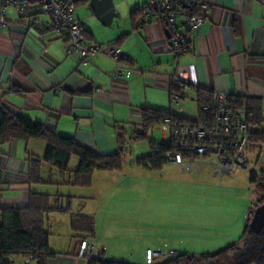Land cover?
<instances>
[{
	"label": "crops",
	"instance_id": "1",
	"mask_svg": "<svg viewBox=\"0 0 264 264\" xmlns=\"http://www.w3.org/2000/svg\"><path fill=\"white\" fill-rule=\"evenodd\" d=\"M204 1L207 7L201 11L203 21L188 32V50L179 58L165 49V30L160 24L151 22L142 27L135 26V10L140 5L134 6L124 26L110 34L108 31L103 32L93 17L86 15L87 8L91 10L87 0L77 3L75 11L79 5H84L85 16L78 9L76 15L83 30V42L117 45L126 55L127 64L133 72L129 80L115 77L116 63L106 56L89 55L83 63L78 53H66L67 40L51 29L47 15L37 14L35 28H29L22 15L14 8L7 7L6 27L0 29V102L13 115L25 116L43 124L48 130L71 136L100 155L118 151L123 147L125 138L139 141L134 131L141 126V108L170 110L185 119L196 120L198 92L194 85L208 91H222L232 97H246L260 107L264 119V0ZM182 28L187 31V24L182 23ZM179 69L186 71L189 83L181 88L182 96L178 103H174L170 100L168 77ZM191 103L196 106V118H192L195 111L190 109ZM161 127L160 138L163 141L165 129ZM158 128L155 126L150 131L153 133ZM260 129L264 130V122L260 124ZM45 147L43 141L36 139L0 142L1 208L23 207L27 205L30 192L44 193L40 191L44 188L40 186L41 183H29L26 157L27 153L42 157ZM257 147L252 144L248 152L254 167L264 161ZM135 159L128 165L124 161L119 170L93 172L91 185L81 187L85 188V192H90L89 202H86V196L81 197L80 192L68 189L81 198L76 213L83 212L93 217L95 228L92 238L105 256L108 255L109 247L116 249V241L124 238L117 236L121 234V228L130 231L132 228L129 226L147 227L155 221L163 223V212L158 215L151 210V205H147V211L135 205L136 197L139 196L136 182L141 176V168L163 172L167 166L174 167L175 163L169 161L160 169H148L136 164ZM204 166L202 171L212 174L210 167ZM44 168H50L48 178H59L60 173H55L48 163L42 164V170ZM183 172L191 174L193 171ZM41 179H44L42 171ZM95 183L97 188L94 192L90 187L95 186ZM248 185L251 187L249 181ZM126 197L131 198L132 205L129 208L122 200ZM93 200L95 205H92ZM49 202L52 204L50 208L56 210L60 199L51 196ZM249 207L244 208L240 215L231 210L226 215L212 216L217 218V223L221 219L228 222L230 236L223 237L222 241L193 245L189 249L204 250L201 253L213 252L234 242L237 236L231 235L240 236ZM80 238L76 237L70 257L55 255L47 260V264H82L75 257ZM132 238L133 241L136 239ZM188 239L194 240L193 237ZM179 240L175 237L157 238L156 242H168L170 246L147 245L134 258L139 259L137 263H143L147 249L180 251L179 244L183 243ZM127 247L133 252L134 248L128 242ZM56 257L60 261H53ZM25 260L28 263L33 259L25 257Z\"/></svg>",
	"mask_w": 264,
	"mask_h": 264
},
{
	"label": "trees",
	"instance_id": "2",
	"mask_svg": "<svg viewBox=\"0 0 264 264\" xmlns=\"http://www.w3.org/2000/svg\"><path fill=\"white\" fill-rule=\"evenodd\" d=\"M142 5L135 10L137 16ZM187 43L189 44V40ZM184 85L180 81L172 80L168 86L170 95L176 93L180 99L182 96L181 88ZM194 89L198 92V118L196 120L185 119L170 110L162 111L144 107L140 109L141 126L134 131L136 139H147L149 131L155 126L165 125L170 129L179 122L213 124L215 119L211 92L198 85ZM205 96L206 99H204ZM229 100L233 110L245 109L247 122L256 129L250 136L251 144L262 147L264 145V130L260 129V124L264 122V119H262L260 107L254 105L246 97L229 95ZM203 105H207L208 108L203 109ZM165 119L168 121L165 122ZM118 138L122 142L119 136ZM9 139L25 142L29 139H36L46 144L42 157H33L27 153V177L30 184L41 182L40 167L42 162L50 164L64 174L67 172L71 157H77L78 165L73 171L74 184L87 186L91 183L92 174L95 170H119L125 161V153L121 145L118 151L109 155H100L81 145L71 136H63L48 130L43 124L32 121L25 116L13 115L0 102V142ZM147 140L150 153L143 157H137L135 162L148 169L162 168L169 162L165 153L178 150L171 138L168 141L158 143ZM156 146L158 147L157 151L154 150ZM248 181L254 191L255 199L246 213V222L237 241L216 251L200 254L171 250L175 252L173 255L154 257L151 264H264V228L255 233L249 227L253 210L255 207L264 204V168L259 171H250ZM67 207V209L58 207L56 210L70 214V228L76 237H81L80 239L92 238L95 228L93 217L84 213L71 212L69 205ZM51 210L49 197L33 192L29 193L27 205L23 207H0V264H12L10 257L14 255L32 258L37 264H47L48 259L55 257L56 254L49 248V235L43 222V215ZM75 257H77L76 254ZM86 261V264H134L107 259L103 250H99L97 258ZM136 264L146 263L144 261Z\"/></svg>",
	"mask_w": 264,
	"mask_h": 264
},
{
	"label": "rangeland",
	"instance_id": "3",
	"mask_svg": "<svg viewBox=\"0 0 264 264\" xmlns=\"http://www.w3.org/2000/svg\"><path fill=\"white\" fill-rule=\"evenodd\" d=\"M144 1L112 0L113 8L117 13V16L114 17L110 26H103L94 16L92 11L88 10V8L86 10V15L90 16V18L93 17L95 19L94 21L99 23V27L103 32L108 31L111 34L117 31L118 28L124 26L123 23L125 22L126 17L130 14L131 10ZM83 7L84 5H79L77 9L81 11L82 16H85ZM77 9L75 11V16L77 15ZM97 35L101 34L97 33ZM189 106L190 109L192 108L193 111H195L192 118H196V106L193 103ZM161 129L162 127L159 126V128L153 133L151 130L148 133L147 139L153 140L156 143L161 142ZM164 129L165 136L163 135V141L169 140V129L165 125L163 126V130ZM147 139L139 141L129 140V138L124 139L125 142L123 143L122 149L125 153L126 165H128L130 161H133L135 157H143L150 153ZM42 164H45V162H42L40 167L41 182L36 183H41L40 186L44 187L40 189V191L44 193L40 194L47 195L49 199L51 196H57V198L60 199L58 206L67 209V205H69L70 211L74 213L77 212L76 210L81 204L79 201L81 198H77L78 196L73 194V190L74 192H80L81 197L86 196V202L91 200L90 192H85V188H81L89 187L91 183L87 186H78L74 184L73 171L78 165L77 157H71L68 163L67 172L64 174H61L56 168L48 164L52 167L55 173H60L61 176L59 175L58 179L48 178V176H50V168H47V170L44 168L42 170ZM262 166H264V161L258 163V166L255 167L254 170L259 171L260 169L258 167L262 168ZM167 167V170H163V172H160L159 170H145L144 168H141V176L136 182L139 187L137 191L139 196L136 197L137 199L134 202L135 205L143 207L146 211L148 210L146 208L147 205H151L150 208H152L151 210L154 213L159 215L160 212H163V223L155 221L152 225L147 227L143 225L140 227L138 225L133 227L129 226V228H132L130 231H124L126 229L121 228V234L118 233L117 236L124 238L119 240L117 237L118 240L115 245L116 249L109 247L108 252L106 251L108 255L105 257L107 259L136 264L139 262V259L134 257L140 249L144 251L145 246H155V244H159L158 247L167 248L170 246L167 244L168 242L158 243L156 242V239L169 237L181 239L179 241L183 244H179V246H181L180 252L200 254L204 250L189 249V247L193 245L198 246V244L202 245L201 243H210L215 240L222 241L223 237L228 238L230 236L228 235V222L226 223L222 221L223 219H221L217 223V218H211L212 216L226 215L231 210L240 215L243 213L244 208L248 209V207L251 206L250 204L254 201L255 194L248 185L247 180L250 168L240 169L238 172L233 173L230 176H224L219 180L212 176L211 173L208 174L202 170L200 172L193 171L190 174L187 172L182 173L179 170L181 172L180 173L178 171V166L175 164L174 167ZM204 167L207 166L205 165ZM210 169L212 172V168ZM41 171L44 179H41ZM96 172L97 171L95 170L94 173ZM145 173H147L146 176ZM55 187L59 190L55 189ZM90 188L95 192L97 188L96 183L95 186ZM141 190L142 192L140 193ZM143 191L146 192L141 195ZM69 195L75 198L71 199L72 197ZM121 197L122 196H120V198ZM122 200L124 205H128V208L132 205V202H130L131 198L126 197ZM92 203V205H95L94 200ZM49 207H52L51 202H49ZM132 210L133 208L131 211ZM69 221L70 214L68 212L51 210L43 215L44 227L49 235V248L56 254V256L59 257H70L72 255L74 244L76 243V237L74 236L75 233L71 230ZM122 224L124 223H120V225ZM135 224L139 223H132V225ZM224 233L226 235H224ZM231 236H237L235 241L239 238V234ZM132 237L136 239L133 241ZM189 237H193L194 240H189ZM124 239L125 242H123ZM127 242L131 248H134L133 252L132 250H128L129 248L127 247ZM122 244L123 247H121ZM59 257L54 258L53 261H60V259H57ZM10 260L12 264H37L35 260H31L27 263L25 256L22 255L11 256ZM76 261H81L82 264L87 263L85 259H80L78 257L76 258Z\"/></svg>",
	"mask_w": 264,
	"mask_h": 264
},
{
	"label": "built area",
	"instance_id": "4",
	"mask_svg": "<svg viewBox=\"0 0 264 264\" xmlns=\"http://www.w3.org/2000/svg\"><path fill=\"white\" fill-rule=\"evenodd\" d=\"M80 0H2L0 5V29L6 27V8L12 7L25 19L29 28H35L37 14L49 17L51 29L67 40L66 53H78L84 63L89 55H103L116 63L115 77L129 80L133 72L127 64V57L115 44L97 45L85 43L82 29L75 8ZM207 7L204 0H149L141 6L135 19L136 27H142L151 22L158 23L165 30V49L179 58L188 50V32L197 28L203 21L201 11ZM187 24V31L182 28ZM167 33V34H166ZM170 82L189 83L184 69L177 70L168 77ZM197 85H194L196 87ZM211 100L214 106V123L203 124L194 122L175 123L170 128V138L178 148L168 151L165 157L175 163L181 172H200L204 165L212 168V174L217 179L229 176L240 169L254 170L250 163L248 152L252 146L250 136L256 131L247 122L245 109L233 110L229 94L212 90ZM207 97L205 96L204 99ZM170 100L178 103L176 93L170 95ZM203 109L208 108L203 105ZM168 119H165L167 122ZM261 160H264V145L257 147ZM157 151L158 147H154ZM249 171V172H250ZM171 250L153 251L147 249L144 254L146 264H151L154 257L173 255ZM76 256L80 259H95L99 250L93 238L79 240Z\"/></svg>",
	"mask_w": 264,
	"mask_h": 264
},
{
	"label": "water",
	"instance_id": "5",
	"mask_svg": "<svg viewBox=\"0 0 264 264\" xmlns=\"http://www.w3.org/2000/svg\"><path fill=\"white\" fill-rule=\"evenodd\" d=\"M88 5L99 20V22L104 26H109L117 13L114 11L112 0H87ZM167 34V33H166ZM249 227L255 232H259L264 228V204H261L252 212V216L249 222Z\"/></svg>",
	"mask_w": 264,
	"mask_h": 264
}]
</instances>
